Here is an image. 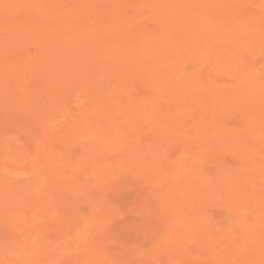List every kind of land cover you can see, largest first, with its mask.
Listing matches in <instances>:
<instances>
[{
  "label": "bare ground",
  "instance_id": "6f19581e",
  "mask_svg": "<svg viewBox=\"0 0 264 264\" xmlns=\"http://www.w3.org/2000/svg\"><path fill=\"white\" fill-rule=\"evenodd\" d=\"M121 1L0 0V90L32 119L3 108L0 264H264V63L242 48L264 38V0ZM129 178L137 221L116 226L108 195ZM66 198L105 214L99 237L72 233ZM154 210L175 223L157 236ZM215 210L235 220L218 237Z\"/></svg>",
  "mask_w": 264,
  "mask_h": 264
},
{
  "label": "rangeland",
  "instance_id": "374dc122",
  "mask_svg": "<svg viewBox=\"0 0 264 264\" xmlns=\"http://www.w3.org/2000/svg\"><path fill=\"white\" fill-rule=\"evenodd\" d=\"M126 1L127 0H122L121 4L124 5L126 3ZM127 16L129 18H134V14L131 10H127ZM141 18H143V16H141ZM94 21H95L94 18L90 17L89 23L93 24ZM145 25H146V28L148 29V31L150 32V34L155 33L157 31L156 27L154 25H149L147 23H145ZM131 28H132V32H133L132 34L136 35V32L133 29L134 27L132 26ZM237 34L238 33H235V36L237 37V39H239L240 35L238 34L239 35V37H238ZM202 40L204 41V43L206 45L212 43L210 41L209 37L203 38ZM4 44H5V38L3 37L2 33L0 32V45L2 47H4ZM249 45H252V46H249ZM245 46H249L252 49L257 48V50H259V49L262 50V59L259 56H256V57L245 56L243 58V60H244L245 64L250 65V67H252L253 70L257 71L258 73L263 72L262 64L264 63V38H262V41H259L256 44H250V43L245 42L242 44V48ZM196 52H197V50H193L192 56ZM31 57H32V55H31ZM5 59L6 58L4 56H2V54H0V70L5 69L10 65V62H5ZM201 68H204V71H205L204 74L207 75L208 77L217 80V82H219L222 85H228L227 84L228 80H226L225 78H223L219 74H215V73L211 72L210 70H208L207 65L200 66V69ZM27 79L29 80V78H27ZM141 88H143V87H139L140 90H141ZM10 91H11L10 87L2 88L0 90V147L2 145L3 140L9 139L10 137L14 136V134L16 133V129L8 127V124L5 120L6 113L4 112L3 108L7 103L13 104L11 106V108H12V112L14 113V117L17 119L18 124L20 125L19 128H22L24 130L29 125H31V123H32V119L28 118L24 114V109L26 108L24 103L18 97L14 96L13 93ZM52 105L53 104H51L48 107L42 106L44 108V110L47 112V115L52 113V110H53ZM232 120H231V123H232ZM27 129L29 130V128H27ZM20 134H22V133H20ZM178 151L180 152L181 150L179 149ZM178 158H184V156L179 154ZM124 185L126 187L125 192H123V193L111 192L109 195L107 194L108 198L112 201V203L118 206L117 209L113 211V212H119L118 217H116V215L113 216V223L117 224L116 226H119V225L121 226L123 224L132 223V222L137 221V220H135V216L133 217L132 214H133V211L136 210V208L137 209L139 208V205H140L139 199L142 196L141 192L144 190L143 185L136 184V180L132 179V178L127 179L124 182ZM92 192L94 194H96L95 189H93ZM63 206H68V209L66 210V214L73 221V223L70 226L72 233H75V234L78 233L79 232V226L78 225H81L82 227L89 229L88 233L91 234V237H99L98 231L100 230V225H102L101 221L105 218V214H102V215L96 214L92 210L87 209V208L84 210H80L77 207L76 201L71 200L70 198L65 199V204ZM215 211L216 212H214V214H213L214 216H212L210 221L207 223V228L209 230H211V232H214V235H213L214 237H218V235H221L222 232L230 230L232 228V225L235 223V220H229L223 214H221L222 213L221 211H219V212H218V210H215ZM153 213L154 214L151 217V220H152L151 226L152 227L149 229V231L150 232L152 231V234L154 236L155 235L157 236V234L159 233L160 230H161L160 233H162L165 230L167 231V229L171 225L175 224L174 220L171 221V219H169V218L165 219V215H161L160 214L161 212H159L158 210L157 211L154 210ZM129 232L131 234V237H134L136 241H138V242L142 241V239H141V237H143L142 234H140L139 232L135 231L132 228H131V230L130 229L128 230V232H127L128 235H129ZM3 235H4V233H3ZM86 236L88 237L87 232H86ZM136 237H138V238H136ZM0 238H1L0 241L2 240L1 241L2 246L0 244V247L1 248L4 247L6 250H8V248L11 247L12 242L7 239L8 237L7 238L3 237L1 235V231H0ZM4 238H5V241L3 242ZM55 244L57 246L59 245L57 242ZM3 252H4V250H3Z\"/></svg>",
  "mask_w": 264,
  "mask_h": 264
}]
</instances>
